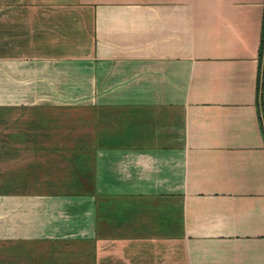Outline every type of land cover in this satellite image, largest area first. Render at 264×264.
Masks as SVG:
<instances>
[{"label":"crops","instance_id":"obj_1","mask_svg":"<svg viewBox=\"0 0 264 264\" xmlns=\"http://www.w3.org/2000/svg\"><path fill=\"white\" fill-rule=\"evenodd\" d=\"M264 0H0V264H264Z\"/></svg>","mask_w":264,"mask_h":264},{"label":"rangeland","instance_id":"obj_2","mask_svg":"<svg viewBox=\"0 0 264 264\" xmlns=\"http://www.w3.org/2000/svg\"><path fill=\"white\" fill-rule=\"evenodd\" d=\"M262 111L263 110L261 109V115H263V125H264V113Z\"/></svg>","mask_w":264,"mask_h":264}]
</instances>
